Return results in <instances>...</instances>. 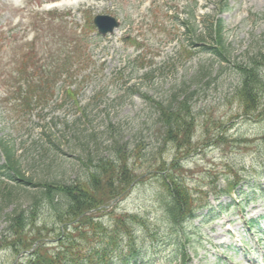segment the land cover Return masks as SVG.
I'll return each mask as SVG.
<instances>
[{"label":"rangeland","instance_id":"1","mask_svg":"<svg viewBox=\"0 0 264 264\" xmlns=\"http://www.w3.org/2000/svg\"><path fill=\"white\" fill-rule=\"evenodd\" d=\"M55 1L63 4L0 0V31L7 30L0 49L9 48L0 52V89L10 70L42 69L49 63L40 60L44 52L61 60L50 104L0 121V137L21 172L35 182L75 183L97 163L127 157L138 180L105 209L101 222L110 233L114 219L129 217V234L117 243V254L129 264H179L176 256L185 246L187 264H264V81L256 111L245 114L238 97L241 69L259 54L264 80V0H226L222 15L217 14L221 0H67L68 5L51 8ZM196 4L194 21L190 12ZM100 15L121 26L99 39L87 19ZM216 18L223 21V59L203 50L212 42L208 27ZM66 31L71 39H65ZM54 33L65 40L51 39ZM4 96L0 117L11 109ZM185 100L189 143L178 139L185 130L175 145L167 142L161 108L178 109ZM163 163L200 205L206 197L211 204L179 232L166 214L168 199L158 174ZM231 182L240 184L217 200ZM28 192L36 195L35 189ZM18 197L24 208L32 203L27 194ZM238 198L241 204L234 205ZM40 211L44 236H54L52 215ZM6 219L0 216V232ZM133 246L138 253L131 257ZM14 260L9 250L0 251V264Z\"/></svg>","mask_w":264,"mask_h":264},{"label":"trees","instance_id":"2","mask_svg":"<svg viewBox=\"0 0 264 264\" xmlns=\"http://www.w3.org/2000/svg\"><path fill=\"white\" fill-rule=\"evenodd\" d=\"M219 10L223 12L225 7L222 6ZM208 34L214 40L215 45L213 43L205 49L224 57L226 50L223 44L221 21L218 22L216 28L210 24ZM258 67V64L253 62L241 69L243 79L238 90V97L247 111L257 107V96L263 86ZM30 81L31 76L25 79V85L29 86ZM10 92L13 93L12 90ZM26 96H29V89ZM17 100L18 98L14 99L15 104ZM44 100L45 96H41L40 101ZM27 104L28 102L25 101L22 106H27ZM170 107L172 105L168 108H161L165 121L166 139H169L167 142L178 145V134L186 130V134L182 132L178 139L182 136L184 137L183 142L189 143L185 140L189 135L188 128L191 126L188 122L190 107L187 101L182 102L178 109ZM0 153L3 156L0 162V216L3 217L5 214L8 223L5 236L3 234V238H0V246H10V249L18 255L25 254L36 241H40L36 249L18 264H129V259L125 255L117 254L118 241L120 239L124 241L126 235L129 234L125 227L129 217L126 216L124 220L117 219L114 230L110 233L104 232L105 228L100 221L101 214L105 212L103 207L109 206L136 180L129 169L127 160L126 164L122 158L97 163L92 166L93 170L85 174V180H78L75 183L34 182L22 174L12 151L1 140ZM172 169L164 163L160 169L168 196L165 207L170 221L180 226L195 218L199 208L195 205L185 185H182L175 177ZM29 188L37 189L36 195L30 194ZM20 194L25 197L26 194L29 195L28 199H31L32 203L27 206L28 208H23L25 204L20 203L18 199ZM36 206H44L52 215V223L58 231L55 240H41L43 236L40 230H35L33 234L27 231L28 227L36 224ZM10 208L11 210L7 212ZM130 221H133V218ZM137 247L133 246L129 249L131 257L137 253ZM181 257L185 264V253ZM137 263L135 261L132 264Z\"/></svg>","mask_w":264,"mask_h":264},{"label":"water","instance_id":"3","mask_svg":"<svg viewBox=\"0 0 264 264\" xmlns=\"http://www.w3.org/2000/svg\"><path fill=\"white\" fill-rule=\"evenodd\" d=\"M100 20V21H99ZM97 21H99L100 24L97 23L98 26H100V31L104 34L106 32V30H103L104 28H109L111 25H109L108 23L111 24V22L108 21L107 18H100V19H97ZM96 21V22H97ZM103 27V28H102ZM114 27V21H113V24L112 26L109 28V30H112V28Z\"/></svg>","mask_w":264,"mask_h":264},{"label":"bare ground","instance_id":"4","mask_svg":"<svg viewBox=\"0 0 264 264\" xmlns=\"http://www.w3.org/2000/svg\"><path fill=\"white\" fill-rule=\"evenodd\" d=\"M65 6V5H64Z\"/></svg>","mask_w":264,"mask_h":264}]
</instances>
